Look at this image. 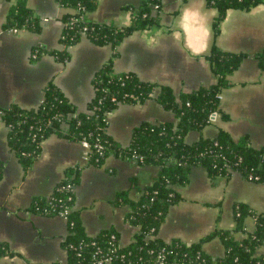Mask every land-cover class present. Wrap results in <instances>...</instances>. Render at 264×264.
I'll return each mask as SVG.
<instances>
[{"label":"crops","instance_id":"obj_1","mask_svg":"<svg viewBox=\"0 0 264 264\" xmlns=\"http://www.w3.org/2000/svg\"><path fill=\"white\" fill-rule=\"evenodd\" d=\"M12 4L0 0L1 110L13 105L38 108L46 87L54 83L79 112L86 113L94 98L93 78L114 54L116 74H134L143 82L171 88L176 96L192 93L217 83L208 56L218 48L246 58L230 76L232 86L220 95V112L202 132L190 133L186 142L216 138L223 130L236 140L248 137L254 148L264 147V69L255 58L264 51V3L248 12L228 11L216 35L213 24L219 12L206 0H162L161 8L154 9L161 19L159 25L134 33L118 47L98 46L83 38L68 49L67 61L59 60L53 52L64 50V17L72 11L56 0H28L43 30L38 34L13 32L4 28ZM140 5L141 0H99L98 8L87 18L124 28L131 24V10ZM35 50L42 51L37 60L32 56ZM144 122L175 123L177 119L154 97L144 104H121L108 116V133L127 147L133 130ZM8 134L9 128L0 121V161L5 164L0 181V241L13 251V256L1 259L0 264L66 263L68 220L39 214L33 205L37 199L51 197L62 180L77 174L80 180L73 210L80 214L87 235L114 230L122 247L133 243L138 228L127 221L130 207L117 206L114 201L122 192L137 201L158 176L157 166L115 155L102 166L88 165L86 150L79 142L54 135L42 143L40 157L26 172L9 147ZM178 191L182 199L170 209L159 232L166 242L180 240L191 245L216 231H232L238 203L264 213V184L237 173L212 179L204 168L196 167L188 185ZM255 227L254 219L248 218L247 232L252 233ZM203 248L215 257L225 254L219 239L204 243Z\"/></svg>","mask_w":264,"mask_h":264},{"label":"trees","instance_id":"obj_2","mask_svg":"<svg viewBox=\"0 0 264 264\" xmlns=\"http://www.w3.org/2000/svg\"><path fill=\"white\" fill-rule=\"evenodd\" d=\"M10 1L13 4L4 28L41 33V20L29 7L28 0ZM206 1L209 7L219 12L213 24L216 35L228 11L248 12L264 3V0ZM56 2L72 11L64 17L65 28L61 38L64 50L53 52L61 61L69 59L68 49L83 38L98 46L118 47L126 38L159 25L161 20L159 14H154V7L161 8L162 0H141L140 7L131 10V24L124 28L88 20V14L98 8L99 0ZM41 53L39 50L38 54ZM115 57L116 54L95 74L92 81L94 98L86 113L79 112L54 83L46 87L38 108L23 109L13 105L1 110L0 121L9 128V147L26 172L40 157L42 143L54 135L79 143L88 141L92 145L88 165L102 166L111 155L128 161L136 153L143 159L137 161L139 164L159 168L153 184L143 190L137 201L130 199L128 192L120 193L114 201L117 206L130 207L127 221L138 228L133 243L127 247L121 246L119 235L114 230L102 231L95 237L87 235L80 214L73 210L76 186L80 180L78 174L62 180L51 197L37 199L33 210L39 214L57 216L65 206L72 209L69 235L64 242L68 257L63 264H97V260L108 255L113 257L111 264H264V253L260 254L264 246V213L256 212L245 203L235 205L236 226L232 231H216L202 242L191 245L180 240L166 242L159 236L170 209L182 199L178 188L188 185L193 168H204L212 179L237 173L248 181L264 184V147L254 148L248 137L236 140L221 130L216 138H201L193 144L186 142L190 133L202 132L211 124L212 117L220 112L219 97L232 86L230 76L241 67L246 55L214 48L208 60L217 83L179 96L169 87L143 82L134 74H116ZM255 58L264 69V51ZM157 90L159 94L156 95ZM154 97L166 110L174 113L177 122H144L133 130L127 147L109 135V114L121 104H144ZM96 143L102 144L104 150L94 148ZM4 168V162L0 161V181ZM64 185L71 188L60 191ZM248 218H253L256 223L252 233L246 230ZM239 234L244 238L239 239ZM113 235H116V240L112 239ZM213 239H219L223 244L224 256L215 257L204 251V243ZM160 255L163 260H160ZM10 256H13V251L9 244L0 241V260Z\"/></svg>","mask_w":264,"mask_h":264},{"label":"built area","instance_id":"obj_3","mask_svg":"<svg viewBox=\"0 0 264 264\" xmlns=\"http://www.w3.org/2000/svg\"><path fill=\"white\" fill-rule=\"evenodd\" d=\"M154 9H159V7L158 6H155L154 7ZM73 25V23H71V26ZM13 32H18V30H12ZM39 50H35V53L32 55L33 56V58H34V60H37V59H39ZM219 99L221 100V97H219ZM110 115V114H109ZM0 116H1V109H0ZM82 146H83V148L86 150V155H85V160H86V162L89 160V152H90V150H91V148H92V145H90L89 144V142L88 141H83L82 143H80ZM94 148H96V149H98V150H104V146L102 145V144H100V143H96L95 145H94ZM143 160L142 158H139L138 156H137V154L136 153H133V155H131L130 157H129V159H128V161H134V162H137L138 160ZM71 188V186L70 185H64L61 189H60V191H68L69 189ZM72 213V209L69 207V206H65L63 209H61L60 211H58V214H57V216H59V217H62V218H65V219H67L68 220V222H69V215ZM112 239L113 240H116L117 239V237H116V235H113L112 236ZM160 260H163V256L162 255H160ZM112 260H113V257L111 256V255H108V256H106V257H104V258H101V259H99V260H97V264H111L112 263Z\"/></svg>","mask_w":264,"mask_h":264},{"label":"rangeland","instance_id":"obj_4","mask_svg":"<svg viewBox=\"0 0 264 264\" xmlns=\"http://www.w3.org/2000/svg\"><path fill=\"white\" fill-rule=\"evenodd\" d=\"M262 249V248H261ZM261 249H260V251H261Z\"/></svg>","mask_w":264,"mask_h":264}]
</instances>
